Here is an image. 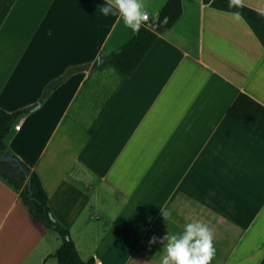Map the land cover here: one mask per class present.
Instances as JSON below:
<instances>
[{"label":"crops","instance_id":"1","mask_svg":"<svg viewBox=\"0 0 264 264\" xmlns=\"http://www.w3.org/2000/svg\"><path fill=\"white\" fill-rule=\"evenodd\" d=\"M165 2L144 0L152 24ZM180 3L129 76L103 64L41 99L67 67L134 33L102 15L106 0H0V109L36 104L4 144L37 174L83 262L161 264L150 238L200 221L211 264H264V49L240 16ZM241 4L264 12V0ZM49 231L0 180V264H57Z\"/></svg>","mask_w":264,"mask_h":264},{"label":"trees","instance_id":"2","mask_svg":"<svg viewBox=\"0 0 264 264\" xmlns=\"http://www.w3.org/2000/svg\"><path fill=\"white\" fill-rule=\"evenodd\" d=\"M202 1L204 4L217 10L232 13L239 12V16L244 20L260 46L264 49V12L256 11L243 4L240 7L229 8L228 0ZM181 11L180 0H166L158 12L155 24L152 26L143 24L139 33H134L123 46L105 55L102 62H99L100 56L91 64L67 67L59 76L49 81L43 87L40 98L45 99L52 90L71 74L87 69L99 68L103 64H110L121 74L129 76L156 39V32L166 31L171 28L179 18ZM35 105L34 103L12 112H5L0 109V156L6 154L12 155L6 150L4 138L18 117L30 111ZM16 163V167L10 169L9 162H0V180L18 195L19 201L25 208L31 224L38 231L51 230L57 234L59 246L52 254L57 264H90L91 261L83 262L80 259L67 230L52 219L47 205V195L41 186L37 174L18 158H16Z\"/></svg>","mask_w":264,"mask_h":264},{"label":"clouds","instance_id":"3","mask_svg":"<svg viewBox=\"0 0 264 264\" xmlns=\"http://www.w3.org/2000/svg\"><path fill=\"white\" fill-rule=\"evenodd\" d=\"M107 6L100 7V12L107 17L119 16L125 28L139 33L142 24L148 20L144 0H106ZM229 8L240 7L241 0H228ZM232 15L239 17V12ZM165 221L172 216L168 208H160ZM212 229L200 221L187 223L181 234H172L169 230L163 237L153 236L149 245H163L161 264H211L215 254Z\"/></svg>","mask_w":264,"mask_h":264},{"label":"water","instance_id":"4","mask_svg":"<svg viewBox=\"0 0 264 264\" xmlns=\"http://www.w3.org/2000/svg\"><path fill=\"white\" fill-rule=\"evenodd\" d=\"M102 61H104V59H100L99 60V62H102ZM2 161H7V162H9L10 163V169H12V168H15L16 167V158L15 157H13L12 155H9V154H6V155H1L0 156V162H2ZM18 169H20V168H18Z\"/></svg>","mask_w":264,"mask_h":264},{"label":"rangeland","instance_id":"5","mask_svg":"<svg viewBox=\"0 0 264 264\" xmlns=\"http://www.w3.org/2000/svg\"><path fill=\"white\" fill-rule=\"evenodd\" d=\"M46 238L50 244H59V238L54 231H49V233L46 235Z\"/></svg>","mask_w":264,"mask_h":264},{"label":"built area","instance_id":"6","mask_svg":"<svg viewBox=\"0 0 264 264\" xmlns=\"http://www.w3.org/2000/svg\"><path fill=\"white\" fill-rule=\"evenodd\" d=\"M148 25L152 26L153 24L149 21V19L146 21ZM14 129H18L19 124L18 123H14L12 126ZM90 264H101V262L99 260L94 259Z\"/></svg>","mask_w":264,"mask_h":264}]
</instances>
